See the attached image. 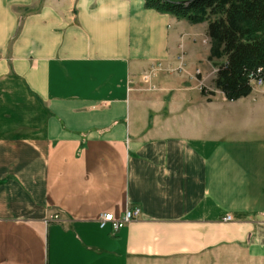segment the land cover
Masks as SVG:
<instances>
[{
	"label": "crops",
	"instance_id": "0c3cea01",
	"mask_svg": "<svg viewBox=\"0 0 264 264\" xmlns=\"http://www.w3.org/2000/svg\"><path fill=\"white\" fill-rule=\"evenodd\" d=\"M224 62L143 0H0V264H264V84Z\"/></svg>",
	"mask_w": 264,
	"mask_h": 264
},
{
	"label": "trees",
	"instance_id": "16d2710c",
	"mask_svg": "<svg viewBox=\"0 0 264 264\" xmlns=\"http://www.w3.org/2000/svg\"><path fill=\"white\" fill-rule=\"evenodd\" d=\"M146 9L189 24H207L210 57L225 58L214 89L228 101L251 93L248 76L264 80V0H143Z\"/></svg>",
	"mask_w": 264,
	"mask_h": 264
},
{
	"label": "built area",
	"instance_id": "2783aa9c",
	"mask_svg": "<svg viewBox=\"0 0 264 264\" xmlns=\"http://www.w3.org/2000/svg\"><path fill=\"white\" fill-rule=\"evenodd\" d=\"M176 63L177 67L175 69H172L171 72H183L185 69V63H184V56L183 52H180L177 57H176ZM165 70L164 67L160 64H153L149 67L148 71L142 76V83L145 85V90L146 91H154L155 86L153 84V80L157 78L159 73L161 71ZM248 82L251 87V90L261 87L264 84V80L260 77H257L255 74L251 73L248 76ZM139 216V210L134 209V210H126L122 214L120 218H115L112 214L110 213H104L99 215L98 217V225L100 228H104L107 225H109L112 229L113 233H116L118 230L123 228L125 225L130 223L131 221L135 220ZM50 221H58L59 217L57 215L51 217L49 219ZM230 217H226L224 221H230Z\"/></svg>",
	"mask_w": 264,
	"mask_h": 264
},
{
	"label": "rangeland",
	"instance_id": "374dc122",
	"mask_svg": "<svg viewBox=\"0 0 264 264\" xmlns=\"http://www.w3.org/2000/svg\"><path fill=\"white\" fill-rule=\"evenodd\" d=\"M173 1H185V0H173Z\"/></svg>",
	"mask_w": 264,
	"mask_h": 264
}]
</instances>
